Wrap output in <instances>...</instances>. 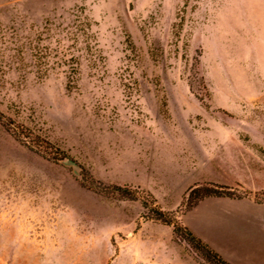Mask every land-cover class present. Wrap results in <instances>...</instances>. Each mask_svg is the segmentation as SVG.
Segmentation results:
<instances>
[{"label":"rangeland","instance_id":"obj_1","mask_svg":"<svg viewBox=\"0 0 264 264\" xmlns=\"http://www.w3.org/2000/svg\"><path fill=\"white\" fill-rule=\"evenodd\" d=\"M263 132L264 0H0V264H219L153 209Z\"/></svg>","mask_w":264,"mask_h":264},{"label":"crops","instance_id":"obj_2","mask_svg":"<svg viewBox=\"0 0 264 264\" xmlns=\"http://www.w3.org/2000/svg\"><path fill=\"white\" fill-rule=\"evenodd\" d=\"M259 138L264 148V132ZM248 175L244 184L264 191V160L258 163L256 180L253 172ZM183 223L231 264H264V200L207 196L184 214Z\"/></svg>","mask_w":264,"mask_h":264},{"label":"trees","instance_id":"obj_3","mask_svg":"<svg viewBox=\"0 0 264 264\" xmlns=\"http://www.w3.org/2000/svg\"><path fill=\"white\" fill-rule=\"evenodd\" d=\"M229 187L224 185H219L216 187H201L195 186L191 189L189 196L192 193L197 194V199L195 203L207 196H231L229 193ZM240 197V196H239ZM156 217L161 219L163 222L173 225L174 232L181 238L187 240V242L196 250L201 252L206 258L215 260L219 264H231L225 258H223L215 249H213L207 242L202 240L200 237L195 235L187 226L178 221L176 218H166L165 212L159 209H153Z\"/></svg>","mask_w":264,"mask_h":264}]
</instances>
